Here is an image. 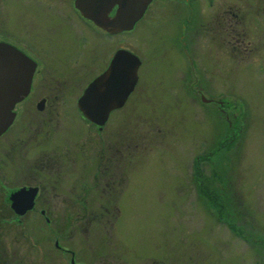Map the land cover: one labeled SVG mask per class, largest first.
<instances>
[{"label": "rangeland", "instance_id": "1", "mask_svg": "<svg viewBox=\"0 0 264 264\" xmlns=\"http://www.w3.org/2000/svg\"><path fill=\"white\" fill-rule=\"evenodd\" d=\"M6 1L0 4L1 26L12 13L16 30L19 25L24 31L25 22L44 26L40 6L13 0L11 13ZM194 1L208 5V0H154L133 31L98 30L95 52H85V67L79 69L83 83L70 85L73 99L99 72L93 58L98 56L103 71L107 57L120 49L143 58L138 84L102 132L80 128L75 107L53 123L59 144L65 137L80 143L90 138L89 160L75 170L89 166L86 189L76 183L69 195L68 184L64 213L50 216L55 225L64 223L67 236L57 225L47 227L41 215L29 218V238L18 232L20 225L2 220L0 264H71L72 255L83 264H264V0H213L214 10L195 14L196 65L187 73L189 64L178 59L173 35L182 33L181 23L190 17L184 8ZM230 7L237 16L229 24L223 13ZM219 14L221 29L215 22ZM230 25L247 34L239 49L228 42ZM194 77L204 98L190 91ZM216 98L226 100L223 107L212 102ZM234 114L240 133L230 143ZM102 152L106 159L99 162ZM78 195L84 199L76 200ZM239 210L243 213L234 214ZM241 217L247 225L239 224ZM254 231L260 240L252 238ZM27 239L34 247L23 246Z\"/></svg>", "mask_w": 264, "mask_h": 264}, {"label": "flooded vegetation", "instance_id": "2", "mask_svg": "<svg viewBox=\"0 0 264 264\" xmlns=\"http://www.w3.org/2000/svg\"><path fill=\"white\" fill-rule=\"evenodd\" d=\"M16 1L19 2L18 5L27 2L40 6V11L45 15V24L42 27H33L25 22L24 31H19V25L16 30L15 24H13L14 13H12V5H14L15 1L10 0V2H5L11 9L12 17L11 20L6 23L5 27L0 25V43L8 44L19 49L33 60L36 67L33 79L29 85V91L21 95L22 99L14 108L15 116L13 122L4 133L0 134V222L4 223L2 220H9L14 227L15 225H20L22 229L18 232L25 238H29L30 236L28 234L31 228V226H29V218L41 215L46 217L47 227L52 229L57 225V229L60 230V233L66 234L67 228H65V226L61 227L64 223L60 221V223L58 222L55 225V222H53L50 216L52 214L64 213V208H66L64 205L66 203H64V201L67 196L66 193H64V188L67 187L68 184H72L73 186L68 191L69 195L74 194L73 191L77 188L74 187L76 183H79L78 188L80 187V190L86 189L83 179L86 177L84 173H90V169L88 172L85 170L88 169L89 166L84 168L85 171L75 170L79 163L85 165L84 163L88 162L91 151L89 146L91 145V140L86 136V139L80 143L78 141L73 142L71 138L66 139L65 137L64 143L59 144L58 137H53L52 135V125L54 122H56V124L58 121L60 122V118L67 116L72 110V107H75L80 111L79 116H77V123L80 128H97L99 132H102L107 128L112 114L119 110L117 109L111 112V116L107 123L100 126L85 117L79 106V100L88 86L84 88L83 93L77 101V97L73 99V93L70 92V85H75L76 87V84L83 83V81H80L81 74L79 69L83 70V67H85L84 63L81 65L83 57L86 55L85 52L89 51V49L95 52L98 30L105 32L107 35L109 33L103 28H99L93 20H89L83 15L81 10L76 6L77 0ZM207 3L208 5H205L206 1H204L202 6L198 3L196 4V1L188 3L187 7L184 8V13H188L190 17L187 16L186 19L182 21V33H180L178 38L176 35H173V38L177 40V52L181 55L178 56V59L182 58L187 65L189 64L186 66L188 68L187 73L194 72L196 65L194 58L196 26L193 22V18H195V14L200 13L201 15L209 10H214L215 4L213 0H208ZM0 4H4L3 0H0ZM152 4L153 3L148 6L149 8L139 22L145 20V17L149 16L148 13ZM113 8L114 9L110 13L111 17L115 15L118 10L117 6ZM223 14V17L228 14L225 20L228 21L229 24L230 20L232 18L235 19L237 16L236 13L233 12L232 7L226 9ZM220 16L219 14L215 21L219 28L220 23H222L221 21H224V18L221 20ZM230 28H228V35L230 38L228 42L230 45L234 44V47L239 49L238 47H242V44L245 42L246 38L244 36L247 34L245 32L242 33V29H238V27L236 28L233 25H230ZM157 30L158 29H156L155 32ZM222 34V31H218V35L221 37L225 36ZM71 36H73V38H71ZM206 36L210 38L208 34H206ZM217 38L218 36H214L213 40ZM223 41L226 42V37H224ZM110 46L111 44H109L108 47ZM221 46L222 49L226 50V47L224 48L223 45ZM110 54L109 52V55ZM114 55L115 54H112L107 57L108 59L106 58L107 64L103 71H100L101 63H99L98 56H96L95 59L93 58V63L97 65L99 71L97 76L102 75L104 71L107 70L112 63L111 61ZM137 55L140 57L141 61H143L141 55ZM185 58H188L189 62ZM222 64L224 63L222 62ZM181 67L182 66L179 68ZM180 70L185 71L186 69L181 68ZM2 78L5 82L7 80L8 84L14 86L20 81L19 77H17L14 72H11L7 77L2 75ZM194 78L196 80L195 83L191 82L190 91L204 98V91L197 88L198 79L196 77ZM91 82H89V85ZM188 92L187 90V93ZM130 97L125 103L126 105ZM225 101V99L217 100L216 98V100L212 102L221 103L223 107ZM233 117L236 120L234 119L235 122H231L230 124L231 133L228 136L230 143H232L236 135L240 133V126L236 123L238 122L237 114H234ZM48 126H51V129L42 135V130ZM97 144L98 142L96 145ZM100 145L103 147L101 142ZM103 153L104 152L99 154V162L100 160L104 162L106 159V155ZM1 154H3L4 157H2ZM118 164L120 168H123L121 159L118 161ZM74 174H76L75 178L73 177ZM98 177L99 175H97V178L95 177V180H98ZM79 178H81V180H79ZM219 181L220 180L217 182L219 183ZM234 181L235 180H232L231 185L235 184ZM206 184L208 183L206 179L203 178L201 185L205 190L209 188ZM111 185V183H106V189L110 188ZM106 189L104 188V191ZM82 199H84V197H81V195H78L76 198V200L79 201H82ZM80 209L88 210V207ZM240 210L237 212L234 211V214L238 215L239 213H243ZM242 217L241 221H238L241 226L245 223V221H242ZM238 222H235V224ZM256 222L257 220L255 218L249 221L252 225H255ZM245 225H247V222ZM19 233H17V235ZM251 236H253V239H257V241L260 240V237L256 235L255 231ZM22 244L23 246L28 245L29 247H34V243L29 239L22 241ZM60 248L67 253H71V250L63 246ZM73 257L75 256L72 255L71 264ZM8 259L10 260V258ZM77 263L79 264L80 262L76 261V264Z\"/></svg>", "mask_w": 264, "mask_h": 264}, {"label": "water", "instance_id": "3", "mask_svg": "<svg viewBox=\"0 0 264 264\" xmlns=\"http://www.w3.org/2000/svg\"><path fill=\"white\" fill-rule=\"evenodd\" d=\"M154 0H77L76 6L85 17L109 34L133 31ZM117 6L112 17L110 13ZM104 73L94 79L79 100L84 114L95 124L105 125L111 112L124 107L139 79L140 58L129 50L120 49ZM35 63L19 49L0 43V134L13 122L16 104L29 91ZM14 72L16 86L2 78ZM74 262V259H73ZM82 264V263H81Z\"/></svg>", "mask_w": 264, "mask_h": 264}]
</instances>
